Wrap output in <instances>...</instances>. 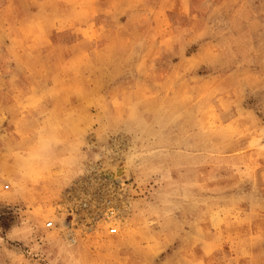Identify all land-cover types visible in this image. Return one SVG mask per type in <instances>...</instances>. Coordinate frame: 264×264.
<instances>
[{"label":"rangeland","instance_id":"rangeland-1","mask_svg":"<svg viewBox=\"0 0 264 264\" xmlns=\"http://www.w3.org/2000/svg\"><path fill=\"white\" fill-rule=\"evenodd\" d=\"M0 264H264V0H0Z\"/></svg>","mask_w":264,"mask_h":264},{"label":"built area","instance_id":"built-area-1","mask_svg":"<svg viewBox=\"0 0 264 264\" xmlns=\"http://www.w3.org/2000/svg\"><path fill=\"white\" fill-rule=\"evenodd\" d=\"M47 224L50 225L51 222H48ZM109 230H110V232H114L115 231V228L114 227H111Z\"/></svg>","mask_w":264,"mask_h":264}]
</instances>
